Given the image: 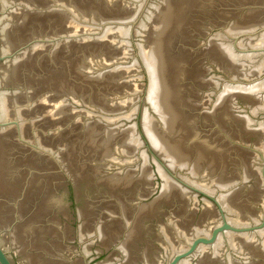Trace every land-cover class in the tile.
<instances>
[{"label": "water", "instance_id": "95a60500", "mask_svg": "<svg viewBox=\"0 0 264 264\" xmlns=\"http://www.w3.org/2000/svg\"><path fill=\"white\" fill-rule=\"evenodd\" d=\"M0 264H264V0H0Z\"/></svg>", "mask_w": 264, "mask_h": 264}]
</instances>
